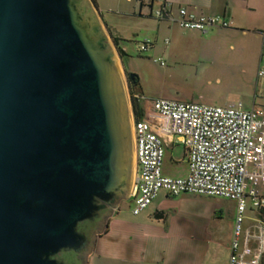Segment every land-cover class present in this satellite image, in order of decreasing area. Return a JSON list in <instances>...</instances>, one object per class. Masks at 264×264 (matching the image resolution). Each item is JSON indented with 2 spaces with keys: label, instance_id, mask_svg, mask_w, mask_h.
Returning a JSON list of instances; mask_svg holds the SVG:
<instances>
[{
  "label": "water",
  "instance_id": "obj_1",
  "mask_svg": "<svg viewBox=\"0 0 264 264\" xmlns=\"http://www.w3.org/2000/svg\"><path fill=\"white\" fill-rule=\"evenodd\" d=\"M119 58L94 0H0V264H89L129 199Z\"/></svg>",
  "mask_w": 264,
  "mask_h": 264
},
{
  "label": "built area",
  "instance_id": "obj_2",
  "mask_svg": "<svg viewBox=\"0 0 264 264\" xmlns=\"http://www.w3.org/2000/svg\"><path fill=\"white\" fill-rule=\"evenodd\" d=\"M159 1L154 16L169 18L182 29L207 33L216 26H231L222 14L199 13L187 6L174 14L172 2ZM152 43L145 38L140 50L147 51ZM139 94L144 111L139 118L133 112L136 166L129 197L133 213L145 210L162 190L174 196L192 193L235 200L228 264H263L264 109L247 108L242 101L214 105L168 97L148 104ZM175 141L188 150L186 176L164 171L167 145ZM252 210L255 215L249 214Z\"/></svg>",
  "mask_w": 264,
  "mask_h": 264
},
{
  "label": "crops",
  "instance_id": "obj_3",
  "mask_svg": "<svg viewBox=\"0 0 264 264\" xmlns=\"http://www.w3.org/2000/svg\"><path fill=\"white\" fill-rule=\"evenodd\" d=\"M137 1L140 15L154 16L155 3L159 2L160 5L159 0ZM168 1L172 2L174 14H177L179 7L187 6L199 13L224 15L231 21V26H216L207 32H215L213 36L217 41L234 35L257 44L264 41V0ZM154 17L164 21L168 28L173 25L180 28L169 18ZM106 25L112 37H118L121 42L124 37L121 36L120 26L111 30L109 24ZM223 49L216 47V51ZM243 60L245 67L247 58ZM262 76L264 72L258 71V77ZM147 99L144 103L149 104L155 98ZM244 105L247 108L257 106L256 99L252 106ZM179 145L183 149L182 157H173L172 160L186 161L187 172L181 175L186 176L189 173L187 148L176 141L168 143L167 148L174 150ZM208 197L218 196L192 193L174 196L162 190L153 203L139 214L133 211L127 213L119 206L111 216L107 229L98 235L89 259L92 262L96 258V264H228L237 202L225 198L230 200L225 206L219 200ZM249 214L253 215L250 211Z\"/></svg>",
  "mask_w": 264,
  "mask_h": 264
},
{
  "label": "rangeland",
  "instance_id": "obj_4",
  "mask_svg": "<svg viewBox=\"0 0 264 264\" xmlns=\"http://www.w3.org/2000/svg\"><path fill=\"white\" fill-rule=\"evenodd\" d=\"M94 2L102 20L109 24L111 30L120 26L121 36L124 37L121 45L128 53L124 62L118 54L126 74L130 100L128 74L133 72L139 77V86L145 98L168 97L214 105L242 101L248 107L256 99L257 107L264 109V76L258 77V71L264 72V41L257 44L236 35L223 39L218 37L220 40L217 41L213 36L215 32L189 31L174 25L168 28L164 21L154 16L140 15L137 0ZM158 6L159 2H156L154 8ZM111 38L114 42L112 35ZM145 38L151 39L154 45L147 51H141L139 41ZM166 39H169L168 43ZM217 46L224 49L216 51ZM245 57L247 60L243 67ZM182 152L181 145L174 150L166 148L167 174L181 176L187 172L186 161L172 160L173 157H182ZM208 198L219 200L225 206L230 202L225 198ZM120 206L130 213L133 202L130 198L124 199ZM250 212L256 214L254 210ZM89 264H96V258L92 262L90 258Z\"/></svg>",
  "mask_w": 264,
  "mask_h": 264
},
{
  "label": "trees",
  "instance_id": "obj_5",
  "mask_svg": "<svg viewBox=\"0 0 264 264\" xmlns=\"http://www.w3.org/2000/svg\"><path fill=\"white\" fill-rule=\"evenodd\" d=\"M113 39L117 46L118 52L124 62V58L127 56L128 53L126 49L122 47L120 39L118 37H113ZM128 80H129L130 93H131L132 109H133L135 118H139L140 116L143 115V111H144L143 99L141 98V94H139V89H140L139 77L136 74V77L133 79L128 74Z\"/></svg>",
  "mask_w": 264,
  "mask_h": 264
},
{
  "label": "flooded vegetation",
  "instance_id": "obj_6",
  "mask_svg": "<svg viewBox=\"0 0 264 264\" xmlns=\"http://www.w3.org/2000/svg\"><path fill=\"white\" fill-rule=\"evenodd\" d=\"M110 218H111V216L101 218L100 221L98 222L97 226L93 229H95V230L102 229L103 231H105L108 227Z\"/></svg>",
  "mask_w": 264,
  "mask_h": 264
}]
</instances>
